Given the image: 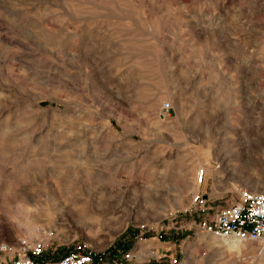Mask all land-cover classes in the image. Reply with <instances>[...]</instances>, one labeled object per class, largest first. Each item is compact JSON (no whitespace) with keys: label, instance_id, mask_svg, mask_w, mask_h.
<instances>
[{"label":"rangeland","instance_id":"obj_1","mask_svg":"<svg viewBox=\"0 0 264 264\" xmlns=\"http://www.w3.org/2000/svg\"><path fill=\"white\" fill-rule=\"evenodd\" d=\"M241 190L264 192V0H0V243L264 264L196 229Z\"/></svg>","mask_w":264,"mask_h":264},{"label":"built area","instance_id":"obj_2","mask_svg":"<svg viewBox=\"0 0 264 264\" xmlns=\"http://www.w3.org/2000/svg\"><path fill=\"white\" fill-rule=\"evenodd\" d=\"M171 107L165 104L167 112ZM197 185H202L206 172L201 169L196 174ZM204 198V199H202ZM196 196L195 200L206 203V198ZM198 232L219 239H234L239 242L264 244V192L237 193L235 202L217 210L210 220L196 224ZM46 246L42 240L18 238L14 243H0V264H102V256L97 254L87 242H80L61 257L45 261L42 254ZM138 253L132 251L122 256L123 262L135 263Z\"/></svg>","mask_w":264,"mask_h":264},{"label":"bare ground","instance_id":"obj_3","mask_svg":"<svg viewBox=\"0 0 264 264\" xmlns=\"http://www.w3.org/2000/svg\"><path fill=\"white\" fill-rule=\"evenodd\" d=\"M255 193H258V192H255ZM49 206H51L52 208L50 209ZM71 207H73V210H75V211H77L83 215L88 214L90 211V209H88V206L86 207V204L81 205L80 203L79 204L76 203L75 205H73ZM37 209L40 210L41 212H44V213L51 215V217L53 218V220L56 223H64V222L69 221V218L67 217V214H66V207L64 205H62L61 203H57V202H50L49 203L48 202L45 204V206L44 205L40 206ZM38 231H44V229H41L39 227L28 228V232L32 233L31 235H33V236H36V232L38 233ZM225 240H227V239H225Z\"/></svg>","mask_w":264,"mask_h":264}]
</instances>
